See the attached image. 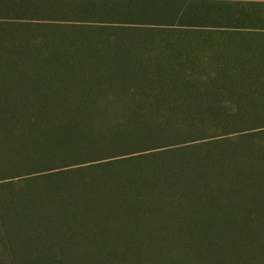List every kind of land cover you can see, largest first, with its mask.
Returning <instances> with one entry per match:
<instances>
[{
  "label": "rangeland",
  "instance_id": "374dc122",
  "mask_svg": "<svg viewBox=\"0 0 264 264\" xmlns=\"http://www.w3.org/2000/svg\"><path fill=\"white\" fill-rule=\"evenodd\" d=\"M233 10L241 12V9L224 7L185 8L181 4L160 1L0 0V103L9 108L18 105V111H23L19 108L29 103L26 101L73 106L70 117H79L77 112L82 110L78 107L84 106L88 118L98 120L93 123L96 128L105 125L106 118L114 121L132 116L163 117L170 113L175 117L202 115L207 113L209 105L217 102H221L227 112L235 113L241 107L240 91L259 99V105L264 102L263 88H234L233 83L215 86L216 72L204 70L239 66L241 64L234 60L245 58L240 47L243 38L251 33L241 30L247 25L241 19L230 18ZM202 36L213 38V46L197 48L199 44L189 40ZM234 39L241 43L230 46ZM234 83L240 82L235 80ZM194 84L202 88H194ZM45 86L50 88L44 93ZM259 111V115L264 116V107ZM21 113L10 115L18 116L21 121L31 117L28 112ZM260 130L244 139H234L233 135L226 138L228 141L220 140L217 144H208L204 139L178 146L170 144L162 150L172 153L152 160L112 164L95 172H84L80 168L58 178L31 177L26 176L27 172L15 174L14 165L3 157L0 159V264H22L17 263L22 259L54 264L47 258L48 254L55 255V264L99 263L95 252L101 251L102 256L111 247L123 250L122 246L140 245L145 250L148 245H161L160 235L164 230L178 229L179 222L186 230L231 231L234 235L227 240L239 238V245L222 242L217 251L210 252L204 244L198 243L193 250H173L177 257L168 255L149 260L143 257L133 262L244 264L247 254L251 253L254 257L248 264H264V200L257 198L255 203L247 193H242L247 196L238 202L225 200L223 193L216 191L217 198L212 201L210 197L208 201L189 194L179 184L177 189L190 195L183 202L186 204L180 206L163 196L175 187L165 184L161 191L154 181L136 182L135 176L133 182L123 183L133 189L131 194L134 190L136 194L119 195L112 201L104 197L103 209L91 211L86 200L79 197L89 182L112 197L109 188L123 184V179L114 181V177L129 175L131 171L135 175L138 168L143 174H150L151 168L163 171L185 161L194 166L188 178L192 174L197 177L196 159H203L208 151L226 157L224 164L231 153H235L233 159L247 163L253 152L264 149V128ZM16 135L9 134L12 138ZM12 138L0 136V152L4 143H11ZM25 138L23 135L22 141ZM179 147L184 150L178 151ZM114 160L101 162L109 164ZM201 176L200 179H205L206 175ZM208 182L215 187L217 179L211 178ZM197 183L206 184L205 180ZM62 191L68 195L69 204H73L70 208L77 205L88 211L65 210L64 198H56ZM70 191L75 194L71 196ZM158 194L161 195L159 200L151 205L154 198L149 195L157 197ZM224 200L230 206L228 216H224L227 211L221 208ZM178 208L184 210L182 214L177 212ZM197 208L195 213L193 209ZM232 209H239L240 214H234ZM171 231L167 234H172ZM256 240L261 246H255ZM168 244L178 246L173 240L164 242L163 248ZM50 246L54 247V254L50 253ZM62 253L70 259L68 263L61 261ZM128 258L122 255L121 260L125 264L132 262ZM105 261L110 262L109 258Z\"/></svg>",
  "mask_w": 264,
  "mask_h": 264
},
{
  "label": "trees",
  "instance_id": "16d2710c",
  "mask_svg": "<svg viewBox=\"0 0 264 264\" xmlns=\"http://www.w3.org/2000/svg\"><path fill=\"white\" fill-rule=\"evenodd\" d=\"M245 61H247L245 58H242L240 61L234 60V62L241 64L239 66H221L204 70L216 72V78H214V80H217L218 83L215 82V86H218L219 83L223 86H229L233 83L231 86L234 88L257 87L264 89V71L260 70V66L257 64L251 66L252 70L246 69V66L243 65V62ZM235 80L240 83H234ZM196 84H194V88H202L199 85L196 86ZM186 86L188 87V83H186ZM43 88L42 89L45 93L50 87L45 86ZM240 94L241 107L238 109L240 111L235 113L227 112L226 108H222V103L217 102L209 105L207 113L202 115H182L175 117L173 116V113H170L163 117L156 116L155 118H142L132 116L126 120L114 119V121L111 120V118H106V124L101 125L98 128L93 125V123L98 120L94 117L88 118L89 113L84 110V106L78 107L82 110L77 112L79 117H72L74 115H71L70 117L69 111L74 109L73 106L26 101L29 103H23V108H19L23 111H18V105L9 108L0 103V136H8L12 138L9 136L10 133L21 136V140L20 137H17L16 135V138H12L11 143H4V148L0 152V159L3 157L7 158L14 165L16 171L13 172L15 174L27 172L26 176L31 177L58 178L59 176L67 174V171L71 173L74 172L75 169L80 168H83L80 170L84 172H95L100 168L112 164H128L131 162L140 163L146 159L152 160L156 156H163L164 154L169 153L170 151L166 152L168 149H162L168 147L170 144L178 146L184 142H196L202 139L207 140L205 142H208V144H217L220 140L228 141L226 138L233 135L236 136L234 139H244L264 128V116L259 115V113H261L259 109L264 107V102H261V104L258 105L259 99H253L250 95L242 94V91H240ZM242 97H244V101L242 100ZM82 105H84L83 102ZM65 110L68 111L65 112ZM10 111L12 113L22 112L21 114L28 112L31 117L28 116L21 121L20 118L17 119L18 116L13 118L12 115H10L12 114ZM38 115H40V117H38ZM16 131L18 132L16 133ZM23 135H26L24 141H22ZM216 137L219 139H216ZM180 141L181 143L178 144ZM179 148L178 151H182L181 149L183 147ZM234 154L235 153H231L232 156L228 157L227 163L224 164L226 157H222L219 153H215L214 151H208V155L203 157V159H196V163H198L199 167V174L197 177H195V174H192L188 178V174H190L188 172H193L194 166H190L187 162L182 161L179 164H173L171 167L168 166V168L163 171L151 168L150 174H143L141 168H138L135 175H132L133 173L131 171L129 175L126 174L121 177H114V181L117 180L116 178H120L123 179L122 183H128V181L131 183L136 176V182L139 180L146 181L147 179H150L154 181V184L161 188V191L165 184L169 185V187H175V190H169L167 193L165 192L166 195L164 193L163 196L167 197L165 200H168L171 203L176 202L180 206L186 204L183 202L190 195H184V191L181 193L182 190L177 189L179 184H182V186L190 192L189 194H196L195 197L200 199L208 200L211 197V200L213 201L214 198H217V191L218 193H223V199L225 200L231 199V201L239 202L241 199L246 198L245 196L247 195L243 196V194L247 193L254 201L257 198H260L263 201L264 149L261 148L253 152L249 156L250 161L247 163H244L242 159H233V156H235ZM243 156H247V154H244ZM104 159L115 160L112 163L104 164L101 162ZM15 161H17L18 164ZM85 163H88V165L85 167H77ZM69 167L70 169H64ZM209 172L210 174H208ZM118 174L122 175L120 173ZM200 174L202 175V178L203 175H206L204 177L205 179H200ZM211 178L217 179L215 187L209 185L210 183L208 181ZM201 180H205L206 184L199 185L197 181ZM89 184V186H85L84 190L80 191L79 197H81L82 200H86L91 211L94 209L95 211L101 208L103 209L106 205L104 204V202H106L104 197L112 201L113 199L118 198L119 195L129 197L136 194L135 190L131 194V190L133 189L129 188L124 183L120 185L113 184V188H109V191L113 196L109 197L105 192L102 193V190L96 189L94 185L91 186V182H89ZM241 188L245 189L241 191ZM68 193L73 196L75 191H70ZM67 196L68 195L64 191L58 192L56 195L57 200L64 198L63 202L66 203L65 210L69 208V210L76 211L77 208H79L81 211H88V209L80 208L77 205L70 208L69 206H73V204H69L68 199L66 198ZM149 196L154 198V200L150 202L152 205L155 200H159L158 198L161 195L159 196L158 194L157 197L154 195ZM225 200L224 202L222 201L221 208L227 211L224 216H228L230 206ZM82 202L84 201H81L80 203ZM193 210L196 213L199 209L197 208ZM220 210L221 209L218 208V211ZM183 211L184 210L180 208L177 209V212H181L180 214H182ZM232 212L236 215L240 214L239 209H232ZM177 227L178 229H172L173 231L164 230L165 233H162L161 235L159 234L160 240L162 241L161 245H148V248H145V250L140 248V245L122 246L124 248L123 250H121V248L111 247L109 251L102 254V256H100L99 253L101 251L95 252L100 261L99 263L90 264H125L121 260L122 255H125V257H129L128 259L132 260V262L127 264H143L141 262L135 263L133 260H139L143 257L146 260L161 256L164 258L168 257V255H175L177 257L176 254L172 253L173 250H193V247L196 246L195 244L198 246V243L204 244V247H206L208 251L213 252V250L217 251V248H219L217 246H222V242H232L238 245L240 242L239 238L237 240H227V238L234 235L231 231L227 230H222L223 232L206 231L203 229L195 230V228L186 230L181 222H179ZM170 231L173 233L167 234L170 233ZM254 233H256V231ZM224 239L226 241H224ZM173 240L177 242L178 246L168 244L166 248H163L164 242L170 243ZM256 241L258 244H255V246H261V242L259 240ZM100 244L104 245L105 243ZM238 245L235 246V248L238 247ZM260 248L261 247H259V249ZM132 250H134L133 254L131 253ZM49 251L54 254V247L50 246ZM79 252L80 251L77 253ZM62 254L63 259L61 261H63V263H68V260L70 259H68L64 253ZM46 256L50 262L52 261L54 264L57 263L55 255L48 254ZM246 257L247 261L244 264H248L249 260L254 257V254H247ZM31 258L33 259L34 257ZM108 258L110 262L105 261ZM21 261L22 262L17 263L41 264V261L39 263L32 261L27 262L24 259ZM44 261L47 260L44 259ZM203 264H205V262H203Z\"/></svg>",
  "mask_w": 264,
  "mask_h": 264
},
{
  "label": "crops",
  "instance_id": "0c3cea01",
  "mask_svg": "<svg viewBox=\"0 0 264 264\" xmlns=\"http://www.w3.org/2000/svg\"><path fill=\"white\" fill-rule=\"evenodd\" d=\"M137 1H160L181 4L185 8L191 7H209V8H234L241 9L233 10L229 15L231 19H241L242 23L247 24L241 27L242 31L251 33L247 37L243 38L241 43L238 39L231 41L230 46L241 43V55L247 57L243 65L246 69L252 70L253 64L259 65V69L264 71V0H137ZM245 9L247 11H245ZM228 15V14H227ZM224 31H227L224 29ZM209 36L190 38L194 40L199 47L208 46L211 47V42H214L213 38ZM197 41V42H196ZM229 41V39H225ZM228 45V43H225ZM184 44L183 46H185ZM188 48V47H187ZM255 58V59H253ZM253 59V60H250Z\"/></svg>",
  "mask_w": 264,
  "mask_h": 264
}]
</instances>
